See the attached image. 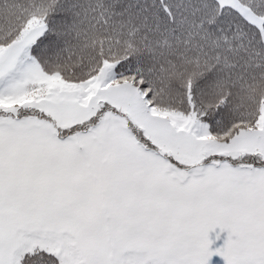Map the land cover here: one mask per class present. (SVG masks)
<instances>
[{
	"label": "snow or ice",
	"instance_id": "6c2138e0",
	"mask_svg": "<svg viewBox=\"0 0 264 264\" xmlns=\"http://www.w3.org/2000/svg\"><path fill=\"white\" fill-rule=\"evenodd\" d=\"M214 256L264 264V0H0V264Z\"/></svg>",
	"mask_w": 264,
	"mask_h": 264
},
{
	"label": "rangeland",
	"instance_id": "374dc122",
	"mask_svg": "<svg viewBox=\"0 0 264 264\" xmlns=\"http://www.w3.org/2000/svg\"><path fill=\"white\" fill-rule=\"evenodd\" d=\"M225 235L226 234H222V238L219 241H215V233L210 234V238L215 241L214 244L212 245L213 249L222 245V243H223V237ZM210 264H223V261L218 256H214L212 258Z\"/></svg>",
	"mask_w": 264,
	"mask_h": 264
}]
</instances>
